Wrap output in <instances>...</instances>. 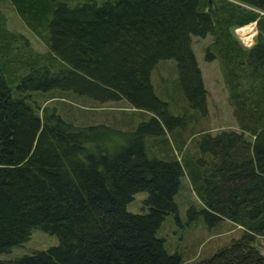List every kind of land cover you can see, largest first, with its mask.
<instances>
[{"label": "trees", "instance_id": "16d2710c", "mask_svg": "<svg viewBox=\"0 0 264 264\" xmlns=\"http://www.w3.org/2000/svg\"><path fill=\"white\" fill-rule=\"evenodd\" d=\"M6 1L49 52L15 75L3 47L16 36L1 29L0 264H182L158 231L179 219L185 174L201 205L187 210L190 223L242 229L195 264H264L253 245L264 235V0ZM251 24L246 48L233 32ZM207 36L205 60L219 64L238 127L214 135L194 125L207 91L192 41ZM167 60L176 72L170 87L160 79V98L151 73ZM64 95L123 101L148 117L119 131L38 104ZM188 144L195 156L183 154ZM138 193L145 213L128 212ZM34 230L58 244L1 258Z\"/></svg>", "mask_w": 264, "mask_h": 264}, {"label": "rangeland", "instance_id": "374dc122", "mask_svg": "<svg viewBox=\"0 0 264 264\" xmlns=\"http://www.w3.org/2000/svg\"><path fill=\"white\" fill-rule=\"evenodd\" d=\"M1 29H4L5 34L16 36L12 42H9V39L7 42L5 41V48L3 47V50L7 51L3 54L6 57L4 60H9V65L14 68L15 75L23 73V60H31L37 56L48 54L49 49L45 42L24 24L15 9L6 0H0V36L2 34ZM233 34L243 46L249 48L254 44L257 37L256 25L251 24L236 29ZM211 42L210 36L204 39L194 38L192 41V49L207 91V114L198 116L194 124L197 134L208 132L214 135L221 131L238 130L219 64L217 61L207 62L205 60L206 48ZM173 72H176L173 60L161 62L153 69L151 82L158 97H160L158 91L161 88L160 84H162L160 79L162 78L166 85L171 86ZM166 85L164 90H167ZM34 96L37 97V95ZM63 97L61 100L54 99L46 103L41 98L38 100V104L42 107H55L68 119H73L80 125L104 124L119 131L131 130L140 120L148 117L147 114L138 112L123 101L98 104L82 97L72 95H64ZM177 102V106H184L183 101ZM187 126L189 129L188 124ZM196 138H199V135L194 139ZM186 153L189 156H195L196 152L193 151L191 144L186 146L183 154ZM146 197V193L136 194L133 201L126 206V210L134 214L145 213L143 201ZM175 202L178 206L179 219L176 221L172 216L166 217L158 231V236L165 239V248L168 253L180 254L182 264H195L200 260L209 258L218 249L228 246L232 241L241 237L242 229L228 221L220 223L214 229H208L202 219H198L195 223L188 221L187 210L191 206L200 208L201 205L186 174L181 178V185L178 194L175 196ZM57 244L58 238L55 235L34 230L28 242L13 247L8 254H4L1 258L13 259L29 255L34 251L46 250ZM253 245L264 257V235L256 237Z\"/></svg>", "mask_w": 264, "mask_h": 264}]
</instances>
